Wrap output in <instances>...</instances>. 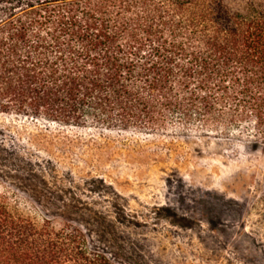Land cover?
<instances>
[{
	"label": "trees",
	"instance_id": "obj_1",
	"mask_svg": "<svg viewBox=\"0 0 264 264\" xmlns=\"http://www.w3.org/2000/svg\"><path fill=\"white\" fill-rule=\"evenodd\" d=\"M0 112L264 145V0H0ZM0 264L114 263L0 195Z\"/></svg>",
	"mask_w": 264,
	"mask_h": 264
},
{
	"label": "rangeland",
	"instance_id": "obj_2",
	"mask_svg": "<svg viewBox=\"0 0 264 264\" xmlns=\"http://www.w3.org/2000/svg\"><path fill=\"white\" fill-rule=\"evenodd\" d=\"M0 195L75 224L114 264H264V145L246 132L0 112Z\"/></svg>",
	"mask_w": 264,
	"mask_h": 264
}]
</instances>
